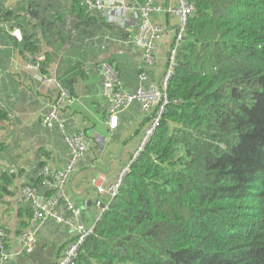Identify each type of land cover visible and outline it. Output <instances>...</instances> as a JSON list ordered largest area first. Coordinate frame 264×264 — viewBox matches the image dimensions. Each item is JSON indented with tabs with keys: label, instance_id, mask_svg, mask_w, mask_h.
<instances>
[{
	"label": "trees",
	"instance_id": "trees-1",
	"mask_svg": "<svg viewBox=\"0 0 264 264\" xmlns=\"http://www.w3.org/2000/svg\"><path fill=\"white\" fill-rule=\"evenodd\" d=\"M8 2L0 0V73L11 46L33 63L44 54L38 67L45 72L51 59L44 44L63 50L65 66L107 63L123 88H138L139 68L124 46L128 32L87 10L83 0ZM188 2L193 11L177 46L162 118L132 160L131 154L118 193L107 197L68 264H264V0ZM12 28H19L20 41L10 35ZM105 37L118 38L121 51L112 44L101 49ZM133 78L136 86L128 89ZM66 89L74 96L72 81ZM133 106L137 146L148 117L138 102ZM8 116L1 99L0 122ZM36 165L22 188L45 201L56 194L54 179L41 173L47 163ZM13 184L11 174L0 171V203L9 205ZM57 209L69 216L63 200ZM17 214L13 227L0 223L7 251L12 237L34 228L30 200L22 197ZM77 238L73 227L47 220L35 247L7 264H54Z\"/></svg>",
	"mask_w": 264,
	"mask_h": 264
},
{
	"label": "crops",
	"instance_id": "crops-1",
	"mask_svg": "<svg viewBox=\"0 0 264 264\" xmlns=\"http://www.w3.org/2000/svg\"><path fill=\"white\" fill-rule=\"evenodd\" d=\"M14 1L9 0L8 4L13 5ZM154 1L162 6L175 3V0ZM157 16L159 17L154 19L167 26V33L171 37L177 25V18L171 14ZM166 44L164 37L160 45L159 52L162 57L159 64L148 73L151 80H155L164 67L163 55L168 48H164ZM126 48H128L126 53L133 57L134 63H137L140 58L138 51L133 46L128 45ZM8 50L10 59L1 70V99L9 116L0 122V142L6 147L7 153L0 154V171L11 174L14 179L13 188H16V191L8 200L9 205L0 203V223L10 227L15 225L22 199L20 192L22 185L25 182L30 183L27 174L37 166L36 164L47 163L51 169L64 170L68 159L67 146L55 127L52 131L43 130L40 119L57 95V82L66 87V82L72 81L76 100L70 107L62 110V118L68 131L81 127L84 131L89 130L91 135L87 137L85 131L88 150L77 165L68 184V192L75 206L81 209V221L90 224L93 219L100 216L102 208L99 204H105L108 187L122 166L128 163L136 147L133 132L138 126V121L125 122L122 117L117 130L112 134L108 131L105 113L107 101L101 92L102 78L99 66H88V63L85 65L72 63L65 66L63 50H53L43 44L42 50L49 53L51 61L47 64L48 69L42 72L39 68H27L28 64L35 66L36 62L17 55L12 46ZM120 51L117 48V53ZM132 52L137 54L136 57ZM130 56H125L126 60L131 61ZM43 76H53L56 81L44 83L41 80ZM126 85L128 89H134L136 79L133 78L132 82L126 81ZM100 172L105 175V180L100 184L105 192L99 194L96 203L98 192L91 188L95 186L90 184V179ZM11 242L12 249L19 244V238L12 237Z\"/></svg>",
	"mask_w": 264,
	"mask_h": 264
},
{
	"label": "built area",
	"instance_id": "built-area-1",
	"mask_svg": "<svg viewBox=\"0 0 264 264\" xmlns=\"http://www.w3.org/2000/svg\"><path fill=\"white\" fill-rule=\"evenodd\" d=\"M83 5L87 10L98 12L107 22L113 23L119 28L128 32L124 41V46H133L139 53V60L136 63L139 68L140 84L135 91H127L122 87V82L118 78L115 70L110 64L102 63L100 65V74L102 82V95L107 101L106 116L108 131L112 134L117 130L121 121V116L135 102H138L141 111L149 114V121L143 129L137 146L132 152L130 160L134 159L143 149L145 144L152 137L156 127L158 126L165 106L168 102L167 88L170 77L175 64V54L177 46L182 39L187 17L193 11V6L188 0H175L173 5L162 6L154 0H83ZM171 14L177 18V25L171 37L167 33V26L155 17L157 15ZM4 26L0 22V28ZM9 33L17 41L21 40V32L19 28H12ZM165 37V44L168 49L164 61V67L156 76L155 80L148 81V70L155 68L157 52L160 51V45ZM112 44L117 47L121 45V41L116 37H105L104 42L100 45L101 49ZM3 48L0 43V50ZM44 54L37 57L35 66L27 65V68H39L40 62L44 61ZM41 80L44 83L55 82L53 76H43ZM1 84V73H0ZM57 95L55 99L48 105L47 111L40 119V124L46 128L57 127L63 135L64 143L68 149V159L63 171L51 169L48 165L42 170L43 176L53 177L52 186L56 188L54 197L42 201L37 198L36 191L28 186L21 189L22 197L30 200L33 204V216L31 222L33 229L24 231L19 237V244L7 251L3 244V231L0 230V264H7L11 259L16 258L23 252H30L37 241V231L47 220L62 222L73 227L77 233V241L70 245L65 255L57 260L56 264H68L76 253L78 243L81 242L85 235L92 231L94 222L84 224L80 222L81 209L75 206L68 192V184L71 176L76 171L77 164L82 159L87 150L88 143L83 128L76 127L73 131H68L64 119L62 118V110L67 109L74 103V96L60 82H57ZM1 100V99H0ZM129 160V162H130ZM129 162L123 166L116 178L108 187L107 197H114L118 193L122 179L129 171ZM105 180L104 173L100 172L97 176L90 179V184L96 187L100 194L105 192L102 182ZM59 199L65 202V210L69 212V216H63L58 212L57 205ZM106 207V205H105ZM105 208H102L104 210Z\"/></svg>",
	"mask_w": 264,
	"mask_h": 264
},
{
	"label": "rangeland",
	"instance_id": "rangeland-1",
	"mask_svg": "<svg viewBox=\"0 0 264 264\" xmlns=\"http://www.w3.org/2000/svg\"><path fill=\"white\" fill-rule=\"evenodd\" d=\"M117 48L118 49H122L123 47L121 46V45H118L117 47H115V46H112V50L113 49H115L116 50V52H117ZM164 48H167V45L164 47ZM128 49V48H127ZM168 49V48H167ZM61 51V50H60ZM162 52L164 51V50H161ZM167 52V51H166ZM133 53V52H132ZM157 54V58H155V61H156V65H155V68L158 66V64H159V59L162 57V55H161V52H157L156 53ZM133 55H135V57H136V55L137 54H134L133 53ZM163 58H164V60H165V58H166V53H164V55H163ZM58 61V60H57ZM152 69H154V68H152ZM152 69H150V70H152ZM149 70V71H150ZM126 71H127V73L128 74H131V68H130V66H127L126 67ZM148 77H149V79H150V76L148 75ZM121 79H123V76H121ZM151 80V79H150ZM101 92H102V89H101ZM74 99V102H75V100H76V98L74 97L73 98ZM138 112L136 111V108L135 107H132V108H130L126 113H125V117H126V119H127V122H135V121H137V119H138ZM145 117H148V121H149V119H150V117H149V114H146L145 115ZM139 125V124H138ZM86 131V135H87V137L88 136H90L91 134H90V132H89V130H85ZM85 131H84V133H85ZM86 135H85V137H86ZM104 137H105V135H103ZM71 178H72V176H71ZM71 178L69 179V180H71Z\"/></svg>",
	"mask_w": 264,
	"mask_h": 264
},
{
	"label": "water",
	"instance_id": "water-1",
	"mask_svg": "<svg viewBox=\"0 0 264 264\" xmlns=\"http://www.w3.org/2000/svg\"><path fill=\"white\" fill-rule=\"evenodd\" d=\"M90 188V187H89ZM92 189H94L95 191H96V193H97V190H96V188L95 187H91ZM98 198H99V193H97V197H96V199H95V202L97 203L98 202ZM99 207H101V208H105V204L103 203V204H99ZM95 220L96 219H93V221L90 223L91 225H92V223L93 222H95ZM57 263V259L55 258V260H54V264H56Z\"/></svg>",
	"mask_w": 264,
	"mask_h": 264
}]
</instances>
